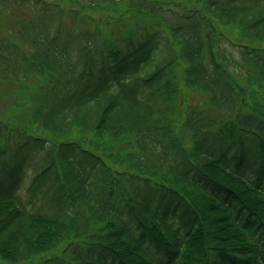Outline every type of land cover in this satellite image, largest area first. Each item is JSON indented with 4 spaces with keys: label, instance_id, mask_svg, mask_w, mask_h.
<instances>
[{
    "label": "trees",
    "instance_id": "trees-1",
    "mask_svg": "<svg viewBox=\"0 0 264 264\" xmlns=\"http://www.w3.org/2000/svg\"><path fill=\"white\" fill-rule=\"evenodd\" d=\"M27 1L34 13L5 23ZM60 1L0 0V81L33 86L18 124L0 120L12 147L0 154V256L25 262L66 242L63 264H264V0ZM96 9L131 28L93 20ZM66 14L98 26L74 31ZM166 14L167 27L145 23ZM228 35L245 66L214 50ZM177 67L224 118L189 108L175 121ZM255 86L261 100L246 98ZM34 126L60 142L48 149ZM37 153L30 210L16 191Z\"/></svg>",
    "mask_w": 264,
    "mask_h": 264
},
{
    "label": "rangeland",
    "instance_id": "rangeland-1",
    "mask_svg": "<svg viewBox=\"0 0 264 264\" xmlns=\"http://www.w3.org/2000/svg\"><path fill=\"white\" fill-rule=\"evenodd\" d=\"M60 5L64 6L66 4L65 1H60ZM172 1L173 0H169ZM176 4V2H173ZM67 5V4H66ZM83 5V4H82ZM19 6V5H18ZM84 6V5H83ZM9 13V12H8ZM34 13V8L30 4L29 1H27L25 4L17 7L14 11H12L8 16H5V23L13 22L16 18L22 17V16H29ZM96 14H92L91 17H93V20L96 21H105L110 23V27L114 25L118 28V30H129L131 27H129L130 22L126 19H123L121 16H117V14L114 13H106L103 10L96 9ZM106 13V14H104ZM161 15H157V17H151L148 18L145 23L147 25H150L151 27H161L163 28L164 25L167 27L169 24H173L175 21H172V19L168 18L166 15L163 16L164 18V24L159 21V18ZM74 16H68L67 14L64 16V22L67 23L68 27H71L72 30L78 31L80 29H96L98 25L95 24V21H91L88 18L83 19L82 17H79V19H75ZM84 21L87 25L82 24L81 22ZM106 24V23H105ZM101 31V27L99 28ZM109 29V26H106V30ZM104 29V31H106ZM227 31V30H225ZM108 33V31H106ZM227 39H229V35L222 38L217 46H215L214 50L218 53V56L220 59L226 62V58H228V61H234L231 59V56H233V59L240 63L242 66H245L247 63L244 61V59L241 57L239 52L237 51V46L232 45ZM179 66L182 65L180 62H178ZM235 64V63H234ZM235 66V65H233ZM237 68V67H235ZM175 80L179 84V92L177 94V102L174 107L175 111V121L183 122L185 120L186 115L185 112L189 110V108L193 109L194 111L201 113L205 117H213V118H221L223 117L222 113L215 109L212 105L208 103L207 97L203 94H201L198 90H193L186 88L179 78H182V72L180 70V67H177L174 73ZM35 82V80H34ZM32 89L33 86L31 83L24 82L22 84H17L16 82L11 81H0V120L9 123L10 125H17L18 121L16 119H12L15 116H18L23 113L21 109H23L27 104H29L30 99L32 97ZM255 92H261L262 89L260 88H253ZM248 96V95H247ZM246 96V97H247ZM29 111V110H28ZM244 116L255 118L256 120L259 119V114L256 112L246 111L244 110ZM21 126L27 127L29 125H26L22 122ZM31 127V126H30ZM33 132H31L34 136H41L45 140H49L50 144L46 145V147L51 148L53 147L54 143L60 142V140L56 136H51L49 133L40 130L38 127L34 126L32 127ZM175 130L177 131V137L180 140V143L183 146L188 147L192 144L190 139V133L185 131L183 127H177L175 126ZM36 136V137H37ZM193 141V140H192ZM48 142V143H49ZM191 142V144H190ZM118 143L120 144V148L129 145V142L120 138ZM9 146L8 142L6 141V138L3 136H0V154H3V157L1 156L2 160L4 158V155L8 154V148ZM12 148L9 146V149ZM41 156V153H37L33 158H31L27 164L24 167V180L20 188L17 190V195L20 196V200L24 206H27L28 209L32 210L35 206L40 207L41 203L39 201L29 200V194L28 190L31 189L34 185L32 181L34 180L35 176L38 174L37 172L40 171L41 167L40 165H37L38 157ZM121 170V169H120ZM249 173V172H248ZM36 198H40L43 204L48 203V201L54 200L56 196L55 191H37L34 195ZM66 242L60 243L57 247L54 249L41 254L38 257H35L33 259H30L25 262H10L8 260L3 259L0 256V264H63L67 263L70 259V257L73 255V251H70L71 249H68L70 252H66L67 249ZM54 257V258H52ZM53 260H52V259Z\"/></svg>",
    "mask_w": 264,
    "mask_h": 264
}]
</instances>
